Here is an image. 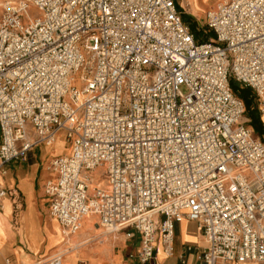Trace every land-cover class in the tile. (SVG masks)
<instances>
[{
	"label": "built area",
	"instance_id": "2783aa9c",
	"mask_svg": "<svg viewBox=\"0 0 264 264\" xmlns=\"http://www.w3.org/2000/svg\"><path fill=\"white\" fill-rule=\"evenodd\" d=\"M179 1L0 0V173L63 135L43 193L64 238L95 217L147 264L186 219L198 263L264 262V144L229 86L264 113V0H217L200 43Z\"/></svg>",
	"mask_w": 264,
	"mask_h": 264
},
{
	"label": "crops",
	"instance_id": "0c3cea01",
	"mask_svg": "<svg viewBox=\"0 0 264 264\" xmlns=\"http://www.w3.org/2000/svg\"><path fill=\"white\" fill-rule=\"evenodd\" d=\"M254 101L250 111L254 109L258 114L260 134L251 124L247 126L252 135L264 144V113L260 112L256 98ZM244 108V115L249 118L245 105ZM246 120L250 122V118ZM56 140L60 141V135ZM65 150L63 145L59 147L54 143L39 145L28 152L26 160L2 167L0 186L7 190L15 189V193L0 199V264H47L55 251L68 246L71 241H75V245L62 253L61 264H140L137 259L140 236L135 230L99 237L97 231L100 228L95 222L92 227L82 226L77 234L64 238L57 221L48 216L43 193V186L50 178L48 165ZM127 232L132 236L127 237ZM187 246L192 248L191 251H185ZM204 246V237L197 224L184 219L174 228L173 254L165 256L157 241L154 257L147 264H200L195 254ZM248 263L264 264H244Z\"/></svg>",
	"mask_w": 264,
	"mask_h": 264
},
{
	"label": "rangeland",
	"instance_id": "374dc122",
	"mask_svg": "<svg viewBox=\"0 0 264 264\" xmlns=\"http://www.w3.org/2000/svg\"><path fill=\"white\" fill-rule=\"evenodd\" d=\"M216 1L217 0H180L178 3L183 21L189 25L191 31L196 35V37L200 41L206 40V36L203 35L205 34V32L208 34L204 26V13L208 8L212 7L216 3ZM29 13L30 15H35V12L33 10H30ZM197 30H199V32H203V34H197L196 33ZM237 86H240V84L234 82L233 87H237ZM240 87L243 88L242 86ZM249 98L251 102L255 104L254 94L250 90H249ZM244 118L249 119L247 118L246 115H244ZM247 124H249L250 126V122ZM55 145H58L59 147L63 145L64 150L66 149V145L64 144L63 135H60V141H58ZM95 222L96 223L98 222L97 218L95 217L88 218L84 221L83 227L85 228L86 225H88L89 227H92L93 223ZM97 234H99V237H100V235L102 234V230L97 231ZM74 245H75V241H71L68 246H64L62 249L55 251L53 254L58 253V252L64 253L67 251V247H74Z\"/></svg>",
	"mask_w": 264,
	"mask_h": 264
},
{
	"label": "trees",
	"instance_id": "16d2710c",
	"mask_svg": "<svg viewBox=\"0 0 264 264\" xmlns=\"http://www.w3.org/2000/svg\"><path fill=\"white\" fill-rule=\"evenodd\" d=\"M185 23V22H184ZM208 32V34L205 32V34H203V32H199V31H197L196 33L197 34H203V35H205L206 36V40L208 39V38H213L214 37V34H213V32H211V31H207ZM195 35V34H194ZM208 36H210V37H208ZM195 39H196V41L198 42V43H200V42H205V41H200L197 37H196V35H195ZM232 84H233V86H234V83L232 82V80H230V82H229V86H230V88H231V90L237 95V97L239 98V99H241L242 100V102H243V104L245 105V107H246V110H247V115H248V117L250 118V124H251V126L253 127V129H254V131L257 133V134H260V132H261V123H260V121H259V118H258V114H257V112L253 109V110H251L250 111V107L252 106V102H251V100H250V98H249V90L250 89H248V88H239L238 86L237 87H233L232 86ZM251 91V90H250Z\"/></svg>",
	"mask_w": 264,
	"mask_h": 264
},
{
	"label": "bare ground",
	"instance_id": "6f19581e",
	"mask_svg": "<svg viewBox=\"0 0 264 264\" xmlns=\"http://www.w3.org/2000/svg\"><path fill=\"white\" fill-rule=\"evenodd\" d=\"M58 141L56 140L55 142H54V144H56ZM53 147H54V145H53ZM249 264V263H248Z\"/></svg>",
	"mask_w": 264,
	"mask_h": 264
}]
</instances>
